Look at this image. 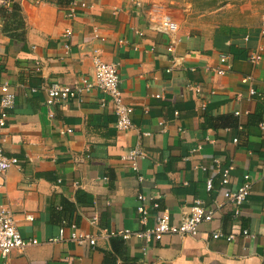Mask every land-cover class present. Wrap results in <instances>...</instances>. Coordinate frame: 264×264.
I'll return each instance as SVG.
<instances>
[{
	"label": "crops",
	"instance_id": "1",
	"mask_svg": "<svg viewBox=\"0 0 264 264\" xmlns=\"http://www.w3.org/2000/svg\"><path fill=\"white\" fill-rule=\"evenodd\" d=\"M234 1L11 0L23 25L0 18V85L15 95L0 139L18 163L0 175V204L38 244L0 264H109L110 254L111 264H264V0ZM162 14L178 27L171 51L157 30ZM95 54L116 66L132 130L116 129L109 97L95 89L44 104L52 84L93 80ZM134 148L145 154L136 171L122 161ZM228 167L230 189L250 184L238 217L218 185ZM196 199L215 209L196 236H137L140 205L149 226L163 211L178 225ZM71 227L95 245L69 240ZM60 228L63 241L51 242Z\"/></svg>",
	"mask_w": 264,
	"mask_h": 264
},
{
	"label": "built area",
	"instance_id": "2",
	"mask_svg": "<svg viewBox=\"0 0 264 264\" xmlns=\"http://www.w3.org/2000/svg\"><path fill=\"white\" fill-rule=\"evenodd\" d=\"M0 7L8 8L9 0H0ZM157 30L170 39L169 51L172 50L173 45L176 43V34L178 27L175 22H173L169 15L162 14ZM261 33L264 34V20L261 26ZM70 32L66 31V35ZM225 57L222 56L220 59L221 63L225 62ZM261 60V55L259 53H251L249 55V61L252 64H258ZM116 66L114 64H107L102 62L99 57L95 54L93 59V80H88L87 78H81L79 82L73 84L72 86H65L59 84H52L45 91V105H53L62 101L73 100L83 93L91 92L93 89L98 90L105 95H107L112 104V110L116 117L115 127L119 131L132 130L134 128L131 122V115L133 109L131 106L127 105L121 92L118 90V75L116 71ZM217 74H224L222 69L216 70ZM250 77L243 78V82L250 81ZM35 92V90H32ZM249 94L252 96L255 94L253 88L249 89ZM15 95L10 92L9 86L6 83L0 85V129L6 125V119L8 116V110H10L14 104ZM264 126V124H262ZM237 140L235 139L234 142ZM4 139H0V175H2L10 167L17 165L18 161L16 158H8L4 155L3 148ZM145 154L138 148L131 149L128 153L122 157V161L126 162L129 167L133 170H137V161L143 159ZM232 168L228 167L220 172V178L218 180L221 189V196L224 198L225 202L230 203L234 206V217H238L242 205L246 202L247 197L250 194V184L245 182L241 186L235 189H230L229 184V174ZM249 179L248 176H244V181ZM207 191H213L214 184L212 179L206 181ZM138 200L144 201L146 198L139 195ZM218 205L217 207H219ZM152 207L154 209L158 208V204L153 203ZM139 214V221L143 226L144 230L138 233L137 236L142 238L144 241L148 242L153 239L158 241L165 234L179 235L182 237H192L196 236L198 233V228L201 224L209 222L213 218L215 212L214 207L207 206L201 200H194L192 206L189 208L188 214L181 217L178 225H172L170 223V216L167 211H163L157 214L154 219V224L149 226L147 224V209L143 205L137 208ZM26 220L32 221V216H26ZM244 236H247V231H243ZM116 234L111 233L110 236H115ZM123 239H128L130 237V232L122 231L119 234ZM220 237L219 233H214L212 238L217 239ZM64 239V228H60L59 234L56 238L50 239L51 242H62ZM235 239V236L229 235L225 237V240L230 242ZM69 240L75 242L78 245H89L93 247L96 240L91 235L83 234L77 232L74 227L70 228ZM38 242L35 239H26L22 237L18 230L17 220L9 207L8 204H0V256L5 259L14 251H23L27 247L37 245Z\"/></svg>",
	"mask_w": 264,
	"mask_h": 264
},
{
	"label": "trees",
	"instance_id": "3",
	"mask_svg": "<svg viewBox=\"0 0 264 264\" xmlns=\"http://www.w3.org/2000/svg\"><path fill=\"white\" fill-rule=\"evenodd\" d=\"M0 18L4 21L5 27L11 25H23V17L20 14V6L16 2H11L9 9L0 7ZM116 249V248H115ZM114 261L111 254L107 255L106 262L111 264Z\"/></svg>",
	"mask_w": 264,
	"mask_h": 264
},
{
	"label": "rangeland",
	"instance_id": "4",
	"mask_svg": "<svg viewBox=\"0 0 264 264\" xmlns=\"http://www.w3.org/2000/svg\"><path fill=\"white\" fill-rule=\"evenodd\" d=\"M229 2V0H217V2L214 4L215 7H222L223 5L227 4ZM234 5L236 7L240 6L243 2L241 0H235ZM206 7L210 6L208 3L204 4ZM211 7V6H210Z\"/></svg>",
	"mask_w": 264,
	"mask_h": 264
}]
</instances>
